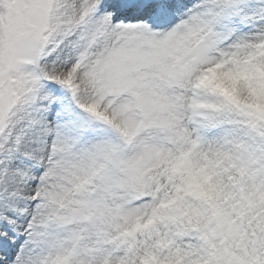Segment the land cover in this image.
<instances>
[{
    "label": "snow or ice",
    "instance_id": "1",
    "mask_svg": "<svg viewBox=\"0 0 264 264\" xmlns=\"http://www.w3.org/2000/svg\"><path fill=\"white\" fill-rule=\"evenodd\" d=\"M0 264H264V0H0Z\"/></svg>",
    "mask_w": 264,
    "mask_h": 264
}]
</instances>
